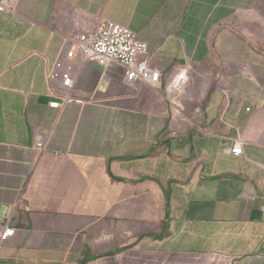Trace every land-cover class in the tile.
<instances>
[{
    "label": "crops",
    "instance_id": "1",
    "mask_svg": "<svg viewBox=\"0 0 264 264\" xmlns=\"http://www.w3.org/2000/svg\"><path fill=\"white\" fill-rule=\"evenodd\" d=\"M258 2L18 0L0 11V233L15 230L0 264H264ZM102 18L147 45L156 87L126 85L117 64L66 59ZM57 61L69 89L48 78ZM65 94L83 103L49 107Z\"/></svg>",
    "mask_w": 264,
    "mask_h": 264
},
{
    "label": "built area",
    "instance_id": "2",
    "mask_svg": "<svg viewBox=\"0 0 264 264\" xmlns=\"http://www.w3.org/2000/svg\"><path fill=\"white\" fill-rule=\"evenodd\" d=\"M2 0L0 11L12 9L11 3L18 0ZM79 56L82 63L96 62L100 66L117 64L124 69V81L128 86L135 84L156 87L160 81V73L151 64L147 45L128 28L120 26L106 19H99L91 33L80 34L70 42L66 59L71 60L74 56ZM49 80L60 78L62 87L69 89L72 85L70 67L64 69L63 64L57 61L48 75ZM185 72L182 71L179 77L173 81L172 87H178L185 83ZM68 103H83L81 100L74 99L69 94H65L60 101H52L49 107L61 111ZM243 142L238 140L230 149L233 156H241ZM38 149L45 148L43 139L37 142ZM15 233L14 228L5 224L0 233V245L12 237Z\"/></svg>",
    "mask_w": 264,
    "mask_h": 264
},
{
    "label": "rangeland",
    "instance_id": "3",
    "mask_svg": "<svg viewBox=\"0 0 264 264\" xmlns=\"http://www.w3.org/2000/svg\"><path fill=\"white\" fill-rule=\"evenodd\" d=\"M257 7L260 10H263L264 11V0H259V2L257 3ZM260 12L262 13V11H260ZM254 32H255V36L257 38H262V36H263V30H262L261 26H256L255 29H254ZM245 39H246V37H245Z\"/></svg>",
    "mask_w": 264,
    "mask_h": 264
}]
</instances>
